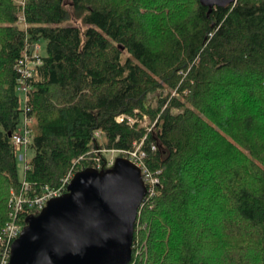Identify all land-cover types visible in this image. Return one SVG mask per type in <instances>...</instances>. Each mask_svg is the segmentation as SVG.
I'll return each instance as SVG.
<instances>
[{
    "label": "trees",
    "instance_id": "1",
    "mask_svg": "<svg viewBox=\"0 0 264 264\" xmlns=\"http://www.w3.org/2000/svg\"><path fill=\"white\" fill-rule=\"evenodd\" d=\"M25 2L0 0V238L23 185L14 137L28 125L32 195L96 154L104 164L103 149L143 142L159 183L139 209L130 264H264V0L211 12L200 0ZM39 43L24 92L16 64ZM141 219L146 260L135 258Z\"/></svg>",
    "mask_w": 264,
    "mask_h": 264
},
{
    "label": "water",
    "instance_id": "2",
    "mask_svg": "<svg viewBox=\"0 0 264 264\" xmlns=\"http://www.w3.org/2000/svg\"><path fill=\"white\" fill-rule=\"evenodd\" d=\"M200 1L211 12L235 0ZM146 195L141 168L127 158L78 171L65 194L27 217L9 264H130Z\"/></svg>",
    "mask_w": 264,
    "mask_h": 264
},
{
    "label": "built area",
    "instance_id": "3",
    "mask_svg": "<svg viewBox=\"0 0 264 264\" xmlns=\"http://www.w3.org/2000/svg\"><path fill=\"white\" fill-rule=\"evenodd\" d=\"M26 0H17V2L25 6ZM25 13L22 11L19 14V21H25ZM42 64V58L39 52V44H35L34 47L31 49L27 47V50L24 56L17 62L16 69L22 75V83L23 87L22 90L25 92L28 89V80L33 77L34 75V68L35 66ZM174 95H179L178 93L174 92ZM148 116L146 114L143 115ZM124 119L123 116H120L117 120L122 121ZM137 121L136 119H131V122ZM30 121L26 119V123ZM96 135L98 137L103 135V131H97ZM30 143V133L28 125L24 127L22 133L15 135L14 137V145L16 151L18 152L19 157L26 162V169L28 168L27 164V147ZM143 142L138 143L135 145L134 149L125 150V149H112V152H116V156H112L107 158L105 163L101 159V156L96 154L93 157L95 161L94 168L98 170L105 169V167L110 168L114 165L118 154H121V157L129 159L131 162L136 164L138 167L141 168L142 174L147 186V195L152 196L155 194V187L159 183V178L156 174L149 171L145 159H146V152L143 150ZM103 151V150H101ZM25 169V171H26ZM75 167H73L62 179L61 185L56 188L52 189L47 187L45 191L40 195H32L31 192V184L23 179L22 189L20 191H11V196L9 199V205L11 207L10 215L13 218L4 228L3 234L0 238L1 245L3 246L4 250L0 259V264H9L11 259V251L13 242L20 236L21 231L23 230L25 224L22 223V216L29 215L31 210H34L37 214H39L48 204V202L55 198L65 194L68 191V186L70 185L72 179L76 174ZM145 197V198H146Z\"/></svg>",
    "mask_w": 264,
    "mask_h": 264
},
{
    "label": "rangeland",
    "instance_id": "4",
    "mask_svg": "<svg viewBox=\"0 0 264 264\" xmlns=\"http://www.w3.org/2000/svg\"><path fill=\"white\" fill-rule=\"evenodd\" d=\"M17 2V0H15ZM144 11V9L142 10ZM72 24H80L79 21H76V22H72ZM43 45L41 43H39V52L40 54L43 52ZM170 90H167L165 91L166 93H168ZM174 91V90H173ZM157 95L156 94H151L150 97H149V100L151 102V104L154 106H156V103H157ZM215 98H217L222 104H224L226 101H227V98H221L218 94H215L214 96ZM221 98V100H220ZM183 101H185V99L183 98ZM179 109H174V112H178ZM138 122H139V125L145 127L147 130L153 128V126L155 125V120L151 118V116H144L140 119H138ZM30 128L33 129V132L34 134H37L38 133V130H37V125H36V121H33L30 123ZM98 138H101V140H103L102 136L98 137ZM103 153L106 154V157L107 158H110L112 156H116V152H112L111 150L109 149H103L102 151ZM34 156V150L32 148H28L27 149V160H32ZM93 159V158H92ZM18 169H19V176L21 179H24V176H25V169H26V162L25 160H22L20 157L18 159ZM198 201V199L196 200ZM192 206H195L193 205V201H192ZM203 212H199V211H196V215L195 216H200L199 218H201V216H203ZM139 216V214H138ZM197 224V222H196ZM147 224H145V222H143V220L141 219L138 223V232H137V239H136V243H135V258H140V259H143V260H146L148 257V254H149V242H148V238L146 237V234L145 232L147 231ZM134 244V242H133ZM134 247V245H133ZM133 255V254H132Z\"/></svg>",
    "mask_w": 264,
    "mask_h": 264
}]
</instances>
